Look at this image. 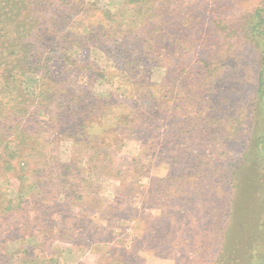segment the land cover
<instances>
[{"label": "rangeland", "instance_id": "rangeland-1", "mask_svg": "<svg viewBox=\"0 0 264 264\" xmlns=\"http://www.w3.org/2000/svg\"><path fill=\"white\" fill-rule=\"evenodd\" d=\"M36 1L47 8V40H71L56 50L74 74L68 86L75 98L59 97L50 106L32 100L52 83L46 62L54 48L38 39L43 62L14 85L25 96V116L15 126L21 161H14L9 174L0 160V186L29 196L44 183L48 198L62 196L63 173L77 186L68 191L69 207L46 209L50 216L42 221L36 217L44 212L28 204V231L37 233L26 235L24 243L38 246L57 226L69 234L52 246L61 264H215L228 213L224 190L252 134L259 73L257 53L245 41L222 37L215 21L237 20L263 0H34L35 8ZM82 89L113 91L116 103L106 109L126 122L137 110L147 117L90 137V148L118 150L98 162L106 167H96L100 178L86 141L76 147L58 134L63 124L89 116L78 100L88 91ZM8 103L0 95L5 116L16 111ZM1 139L10 144L16 137L7 133ZM104 211H114L112 228ZM18 215L0 213V227ZM0 238V253L12 261L20 241Z\"/></svg>", "mask_w": 264, "mask_h": 264}, {"label": "trees", "instance_id": "trees-1", "mask_svg": "<svg viewBox=\"0 0 264 264\" xmlns=\"http://www.w3.org/2000/svg\"><path fill=\"white\" fill-rule=\"evenodd\" d=\"M33 1L0 0V70L4 69L2 74L4 77L0 78V85H2L0 95L2 101L12 102V105L8 103L11 106L10 111L16 110L11 112L9 116H5L3 112L6 110L4 108H7V105L0 108V160L4 161V172L9 174L14 173L16 169L14 161H21V159H18L22 156L23 148L22 140L19 138L21 132L17 133L15 126L25 116V112L21 110V105L25 103V96L21 95L20 91L17 93L14 85L21 82L26 70H30V67H35V65L43 62L38 57L39 50L36 49V43L45 42L54 48V52L49 55L46 62L48 68L46 79L53 84L50 83L47 86L44 84L38 92L39 94L33 96L32 100L35 98L40 99L41 102L46 103L45 106H50L59 97L69 100L75 98V95H70V93H73L74 88L71 87V90L68 86V83H70L69 77L73 72L70 73V70L65 67V62L59 60L56 50L60 45L63 48L69 47L71 40L70 38L47 40L51 30L46 32L47 25L44 24L42 18V13L47 8L44 5L41 6L42 2L40 1H36L35 8ZM66 21H70L68 16H65V23ZM215 27L225 39L245 41L244 44L257 53L259 64L257 91L253 105L252 134L246 151L241 155V160L236 166H232L230 176L227 178L224 193L228 196V213L220 230L223 234L221 235L220 251L215 259V264H264V0L261 6L237 20L217 19ZM77 76L79 75L76 74L75 77ZM83 92L82 97L78 100L83 99L84 104L82 107L89 116L82 118L77 124L74 121L69 125L63 124L64 130H59L58 134H62L63 139H70L76 147L78 143L83 142L82 140L86 141L87 157H89L90 163H94L93 168L96 175L98 174L97 178H100L103 175L99 170L106 167L99 168L100 163L98 164V162L108 161L110 155L118 150L115 148L114 150L111 146L105 147L104 151L90 148L88 146L90 137L98 138L101 132L107 134V132L115 131L113 128L121 129L123 127V129H126L134 123L139 125L145 119L147 120V117L137 110L134 112L133 118L126 122V119L114 115L112 111H108V107L116 103L113 91H107L103 94H97L91 90ZM122 121L126 124L122 125ZM72 125H75V128ZM7 133L15 134L16 140L14 143H3L1 138ZM97 156L100 157L99 160L96 158ZM96 160L98 165L95 164ZM72 164L73 162L67 168L72 167ZM96 167L99 169L98 172ZM68 171L70 170L68 169ZM62 175L64 180L60 181L58 189L62 188L65 193L61 194L62 196L51 195V198H48L50 192L44 190L46 186L44 183L37 186L33 193L30 192L29 196L25 193L11 192L8 188L4 189L3 186H0V192H2V195L0 193V196H2L0 197V213L20 214L18 215L19 218H16V222L0 227V236L4 240L20 241L17 244L19 251L14 255L12 261L7 256L9 254L0 253V264H61L60 252L52 246L61 235H69L68 233L65 234L64 230L59 229L57 226L53 227L54 231L49 230L48 235L46 237L44 235V238L39 240L40 244L36 247L24 243V240L26 235L33 237L37 233V230L28 231L30 230L27 225L29 215L26 213L28 204L34 209L44 212L36 217L38 221H42L43 215L49 214V211L46 212L48 208L61 211L69 207L71 201L69 200L68 191L77 184L69 181L68 175L64 173ZM2 177H4V174ZM8 179L6 178L5 184L9 183L6 182ZM128 191L129 188L122 193ZM48 204L52 207H49ZM103 213H108L107 217L109 215L111 218L109 228H112V223L114 224L116 220L113 216L115 215L114 211H104ZM37 219L32 218L33 221H37ZM4 243L2 242V244ZM111 256L112 258L115 257L112 254Z\"/></svg>", "mask_w": 264, "mask_h": 264}]
</instances>
